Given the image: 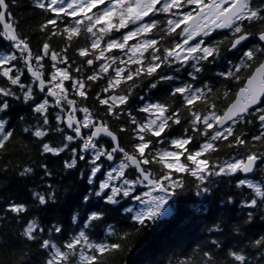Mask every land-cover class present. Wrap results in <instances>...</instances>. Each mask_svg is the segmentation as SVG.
Masks as SVG:
<instances>
[{
  "label": "snow or ice",
  "instance_id": "6c2138e0",
  "mask_svg": "<svg viewBox=\"0 0 264 264\" xmlns=\"http://www.w3.org/2000/svg\"><path fill=\"white\" fill-rule=\"evenodd\" d=\"M10 2L15 4L0 0V113H7L13 101H22L36 118L35 125L23 130L41 142V154L70 152L66 169L85 162L87 183L94 185L83 197L85 204L93 196L110 205L122 199L136 201L144 209L132 219L145 227L185 190V177L196 181L197 196L210 193L213 178L236 177V188L251 190L240 203L249 210L244 223L253 222L254 210H264V180L249 179L257 170L264 171V0H33L35 9L48 14L39 27L47 39L35 53L9 11ZM160 14L170 17L164 26L155 19ZM216 30L227 33L217 41ZM53 37L63 42L59 51L47 42ZM168 37L176 42L165 46ZM209 38L211 42H206ZM222 47L241 54L239 63L229 59L225 70L216 73L236 85L234 91L227 87L223 98L228 103L222 109L217 107L221 97L214 87L183 83L169 89L168 100L153 102L150 96L139 95L141 105L135 112L145 115L138 119L133 113L130 101L137 87L151 92L163 82L175 81L177 77L166 74L165 68L177 73L183 69L197 81L206 64L221 58ZM69 49L81 58L79 62L68 55ZM93 85L100 91L93 92ZM90 100L103 112L94 114L86 103ZM109 118L121 121L116 129ZM6 123L0 119V152H7L14 138ZM245 125H255L258 134L249 138L237 127ZM176 128L182 129L180 135H175ZM53 133L60 137L59 145L45 142ZM121 133H128L130 145L123 143ZM221 152L227 159H219ZM105 165L110 170L102 171ZM42 167L50 176L47 166ZM32 171L23 167L19 175ZM97 174L106 176L98 185ZM54 195L33 193L41 205ZM6 211L21 218L27 208L13 203ZM103 218L102 211L92 212L67 239L60 224L45 228L37 219L26 222L20 235L40 250L43 264H107V257L123 250L121 242L128 234L117 233L110 225L108 235L116 240L93 241L86 229ZM234 232L239 236L240 227ZM210 243L198 264H264V236L226 250L217 239ZM214 249L223 250V258Z\"/></svg>",
  "mask_w": 264,
  "mask_h": 264
},
{
  "label": "trees",
  "instance_id": "16d2710c",
  "mask_svg": "<svg viewBox=\"0 0 264 264\" xmlns=\"http://www.w3.org/2000/svg\"><path fill=\"white\" fill-rule=\"evenodd\" d=\"M9 11L18 22L19 30L29 39L35 53L47 39L45 34L39 31V27L47 19L48 14L35 9L33 0H15V4L10 2ZM168 18L170 17L163 14L155 17L162 22L161 26H164L163 22ZM133 27L130 25V28ZM226 33L227 30L216 31L213 37L218 41ZM115 35L119 37L120 33H115ZM47 42L57 51L63 47V42L57 37ZM136 42L130 41V44ZM175 42L176 40L172 37H168L164 45L170 46ZM206 42H211V38ZM78 43L82 46L84 41L81 40ZM68 55L78 62L81 59L71 49ZM240 55L238 52H227L222 47L221 58L215 64H206L205 70L199 74L200 79L197 81H192L183 69L177 73L165 68L163 71L166 74L174 75L177 79L163 82L158 89L151 90V92L144 87H137L133 100L130 101V108L139 119L145 115L135 112V109L141 105L139 95H148L153 102L168 100L171 87L183 83H192L201 87L203 83H207L218 91L221 98L217 100V107L222 109L228 103V100L223 98L227 87H231L234 91L236 85L234 82L223 80L216 73L225 70L229 59L233 63H239ZM45 63L50 64L51 62L46 60ZM104 83L105 81L97 82L99 85ZM92 91L99 92L100 88L93 85ZM86 103L94 114L97 110L103 112V108L95 100ZM55 111L57 110H53V116ZM78 116L82 118L83 114L78 113ZM0 119L7 122L5 125L7 130L14 132V138L7 145V152H0V169H6L0 170V264H43L44 258L40 250L20 235L26 222L37 219L45 228L52 224H60L64 232L63 239H67L80 230L92 212L99 211L104 213V218L86 229L90 239L96 242L116 240V236L108 235L110 225L117 233L128 234V238L121 242L123 250L107 257V264H181L182 261L185 264H198L202 252L211 247L210 242L213 239L219 240L223 245V250H226L233 246H247L251 241L264 236V210H254L253 222L244 223L249 210L242 209L240 203L250 195L251 190L236 188V177L213 178L214 182L209 185L210 193L201 196L195 195L196 181L194 178L185 177V190H182L171 201L173 210L171 215L159 218L145 227L135 224L132 219L136 214V201L122 199L119 204L110 205L93 196L85 204L83 197L94 187L87 183L88 166L85 162L79 161L76 168L66 169L64 161L71 156L70 152L65 151L60 156L41 154V142L23 130L25 127L35 125L36 118L29 106L22 101H13L7 113H0ZM109 119L113 129L121 123V121ZM53 123H55L54 119ZM237 127L242 129L249 138L258 134L255 125ZM181 131L182 129L179 128L174 129L175 135H180ZM120 135L125 145L131 144L128 133ZM106 141L107 139L104 138L101 142ZM45 142L59 145L60 137L53 133L45 137ZM239 151L242 152L243 149ZM217 155L220 160L227 159L225 152ZM42 165L47 166V170L51 173L50 176L45 175ZM23 167H31L32 173L21 177L19 171ZM107 170L108 166L105 165L102 171ZM105 178L106 176L97 174L96 185ZM249 179H253L254 182L264 180V171L257 170ZM144 190L140 189V191ZM35 192L46 196L54 192L55 195L54 198L49 199L47 204L41 205L33 197ZM229 198L232 199V203L227 202ZM13 203L26 206L27 211L21 214V218L6 211ZM128 208L133 211L127 212ZM73 217H76L75 223H73ZM18 219L19 222H17ZM216 226H219V231H210ZM236 226L241 229L239 236L234 232ZM223 250L214 249L221 258L224 255ZM246 250L255 251L250 248ZM25 252L28 253L27 256L24 255Z\"/></svg>",
  "mask_w": 264,
  "mask_h": 264
},
{
  "label": "rangeland",
  "instance_id": "374dc122",
  "mask_svg": "<svg viewBox=\"0 0 264 264\" xmlns=\"http://www.w3.org/2000/svg\"><path fill=\"white\" fill-rule=\"evenodd\" d=\"M213 34H214V32H213ZM108 170H110V169L108 168ZM144 191H147V189H145ZM136 207H137V209H136V213H137L138 211H141V210L144 209V205L139 204L138 202H136ZM172 212H173V210H172V207H171V200H170V201H169V204L165 206V211L162 212L160 218L169 217V216L171 215Z\"/></svg>",
  "mask_w": 264,
  "mask_h": 264
},
{
  "label": "flooded vegetation",
  "instance_id": "af4514ba",
  "mask_svg": "<svg viewBox=\"0 0 264 264\" xmlns=\"http://www.w3.org/2000/svg\"><path fill=\"white\" fill-rule=\"evenodd\" d=\"M220 31H225V30H220ZM199 39V38H198Z\"/></svg>",
  "mask_w": 264,
  "mask_h": 264
},
{
  "label": "water",
  "instance_id": "95a60500",
  "mask_svg": "<svg viewBox=\"0 0 264 264\" xmlns=\"http://www.w3.org/2000/svg\"><path fill=\"white\" fill-rule=\"evenodd\" d=\"M197 39H198V38H197ZM193 42H194V41H193ZM193 42H192V43H193ZM105 139H107V138H105ZM251 175H252V174H251Z\"/></svg>",
  "mask_w": 264,
  "mask_h": 264
}]
</instances>
